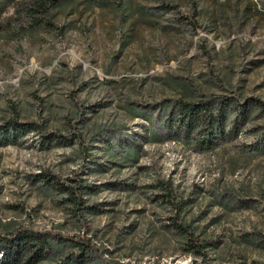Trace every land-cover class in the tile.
Masks as SVG:
<instances>
[{
	"label": "rangeland",
	"instance_id": "1",
	"mask_svg": "<svg viewBox=\"0 0 264 264\" xmlns=\"http://www.w3.org/2000/svg\"><path fill=\"white\" fill-rule=\"evenodd\" d=\"M35 1L0 20V122L36 126L0 146V224L87 237L88 264H264V0H61L41 22ZM210 97L234 107L227 138H173L162 107ZM79 177L102 186L93 214L63 192ZM191 239L207 257L184 253Z\"/></svg>",
	"mask_w": 264,
	"mask_h": 264
},
{
	"label": "trees",
	"instance_id": "2",
	"mask_svg": "<svg viewBox=\"0 0 264 264\" xmlns=\"http://www.w3.org/2000/svg\"><path fill=\"white\" fill-rule=\"evenodd\" d=\"M18 0H0V20L8 10ZM61 0H36L35 6L28 7L26 14L31 17V20L41 22L50 12L51 7L59 5ZM231 101L216 100L214 98H206L204 100H197L194 102H185L183 104H173L168 110L166 105L162 107L161 114L166 116V130L169 131L173 138L185 136L195 142V146L202 148H213L217 142L227 138V127L230 126V119L234 107L230 105ZM250 103L241 104V115L239 116L238 126L235 135L238 133L240 127L251 119ZM36 129L33 124H22L17 118H11L7 121L0 122V146L17 145L21 139ZM150 140L162 141V137L156 134H149ZM133 138L125 139V143L121 140L119 145L124 146L123 149L125 157L137 162L141 153V146L138 142H133ZM149 138L146 139V141ZM264 144V138H263ZM108 149L118 148L113 144L107 146ZM76 188H66L63 190L68 195L70 203L76 205V208L83 211V214H93L94 207L89 205L85 196L90 195L94 191H98L102 186H90L84 178L79 177L76 180ZM103 187L108 189H118L121 187L118 183L105 184ZM82 214V215H83ZM180 226V225H179ZM179 232L184 236L191 237L193 232L188 230L187 225L179 227ZM60 238H62L60 236ZM74 243L68 244L58 243V238L55 240L45 230H35L32 227H24L16 230L12 229V225L2 223L0 224V264H35L48 259L52 253L60 252V260L58 264H88V255L95 252L90 239L87 237L69 238ZM75 247V252L65 254L63 248L69 246ZM185 254L201 255L207 257L210 251L211 244L202 241L201 243L188 241L183 246ZM96 264H102L97 262Z\"/></svg>",
	"mask_w": 264,
	"mask_h": 264
}]
</instances>
